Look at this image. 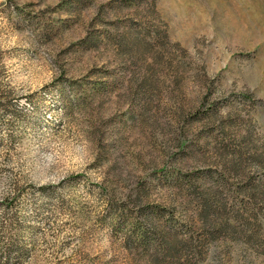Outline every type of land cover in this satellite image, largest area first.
I'll use <instances>...</instances> for the list:
<instances>
[{
	"label": "rangeland",
	"instance_id": "374dc122",
	"mask_svg": "<svg viewBox=\"0 0 264 264\" xmlns=\"http://www.w3.org/2000/svg\"><path fill=\"white\" fill-rule=\"evenodd\" d=\"M0 264H264V0H0Z\"/></svg>",
	"mask_w": 264,
	"mask_h": 264
},
{
	"label": "trees",
	"instance_id": "16d2710c",
	"mask_svg": "<svg viewBox=\"0 0 264 264\" xmlns=\"http://www.w3.org/2000/svg\"><path fill=\"white\" fill-rule=\"evenodd\" d=\"M205 208H207V209H208V206H205Z\"/></svg>",
	"mask_w": 264,
	"mask_h": 264
}]
</instances>
